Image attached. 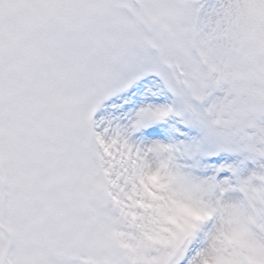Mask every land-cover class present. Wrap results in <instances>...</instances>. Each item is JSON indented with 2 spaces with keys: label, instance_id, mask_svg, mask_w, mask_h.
<instances>
[{
  "label": "snow or ice",
  "instance_id": "snow-or-ice-1",
  "mask_svg": "<svg viewBox=\"0 0 264 264\" xmlns=\"http://www.w3.org/2000/svg\"><path fill=\"white\" fill-rule=\"evenodd\" d=\"M0 264H264V0H0Z\"/></svg>",
  "mask_w": 264,
  "mask_h": 264
}]
</instances>
